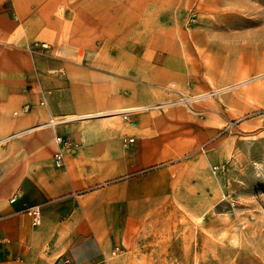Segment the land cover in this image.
Listing matches in <instances>:
<instances>
[{
	"label": "rangeland",
	"instance_id": "1",
	"mask_svg": "<svg viewBox=\"0 0 264 264\" xmlns=\"http://www.w3.org/2000/svg\"><path fill=\"white\" fill-rule=\"evenodd\" d=\"M137 1L0 0V14L17 25L19 36L30 29L43 33L30 47L36 68L29 75L36 87L29 81L21 91L36 88L59 107L78 77L73 64L94 71L124 66L129 72L137 55L141 65H157L166 51L156 49L161 38L156 28H207L209 33L198 37L219 38L220 48L185 47L186 58L172 61L178 63L176 77L152 83L141 104L128 109L155 117L162 124L157 137L165 135L172 144L169 157L148 167L165 179L161 201L181 205L173 219L184 250L172 264H264V0H139L150 17L134 28L138 22L131 10ZM91 12L100 18L91 19ZM100 21H106V35ZM2 59L0 50V92L10 89L12 77L11 63ZM120 75L130 82V73ZM121 92L126 96L130 89L125 85ZM4 101L10 99L0 98ZM69 116H51L38 127ZM19 133L10 131L0 140V153ZM62 135L69 138L67 132ZM7 165L0 163V171Z\"/></svg>",
	"mask_w": 264,
	"mask_h": 264
},
{
	"label": "crops",
	"instance_id": "2",
	"mask_svg": "<svg viewBox=\"0 0 264 264\" xmlns=\"http://www.w3.org/2000/svg\"><path fill=\"white\" fill-rule=\"evenodd\" d=\"M148 10L139 0L132 5L131 17L138 22L134 28H139L140 19L150 17ZM91 14V19L100 18ZM99 24L106 35V21ZM18 31L8 15L1 13L0 50L3 59V51L8 54L12 77L10 89L0 92V98L10 99L0 102V140L10 131L20 133L0 153V163L9 164L0 171V264H55L57 260L68 264H172V259H180L184 244L173 217L181 205L161 201L165 179L161 171L148 169L170 156L172 144L165 135L157 137L162 124L155 117L133 112L132 125L113 112L141 104L142 93L152 83L174 79L178 63L172 61L186 58L185 47L219 49V38L198 37L209 33L205 27L156 28L154 33L161 36L156 49L166 51L157 65L151 66L150 61L141 65L137 55L129 72L124 66L94 71L73 64L78 77L71 80L67 99L55 108L53 97L38 94L36 88L21 91L36 68L30 47L43 33L30 29L19 36ZM15 37L18 40L6 43ZM121 73H130V82H123ZM77 82L83 87H77ZM125 85L130 89L126 96L121 92ZM60 113L72 116L51 118L38 127ZM104 114L49 128L52 120ZM57 134L69 147L55 142ZM131 137L134 140L126 142ZM58 149L63 153L60 167L53 162ZM13 195L16 198L10 202ZM32 205L40 207L39 225L26 212ZM116 246L119 250L113 253Z\"/></svg>",
	"mask_w": 264,
	"mask_h": 264
},
{
	"label": "built area",
	"instance_id": "3",
	"mask_svg": "<svg viewBox=\"0 0 264 264\" xmlns=\"http://www.w3.org/2000/svg\"><path fill=\"white\" fill-rule=\"evenodd\" d=\"M133 113V109L130 108V109H125L123 110L122 112V116L125 120L129 121L132 125L135 124V121L130 117L131 114ZM66 120H64L63 122H65ZM57 123H61V122H55L53 123V125L51 126H55V124ZM134 140V138H128L126 139V142H132ZM55 142L58 143V144H62L63 146L65 147H69V142L67 140H63V138L59 135H56L55 136ZM53 162L55 164V166H60L62 165L63 163V153H62V150L61 149H58L54 152L53 154ZM15 195L11 196L9 198V201L10 202H13L15 200ZM26 212L31 216V219H32V223L34 225H39L40 222H41V211H40V207L38 205H32V206H29L27 209H26ZM119 250V247H115L114 250H113V253L117 252ZM65 264H68L67 262H64Z\"/></svg>",
	"mask_w": 264,
	"mask_h": 264
},
{
	"label": "bare ground",
	"instance_id": "4",
	"mask_svg": "<svg viewBox=\"0 0 264 264\" xmlns=\"http://www.w3.org/2000/svg\"><path fill=\"white\" fill-rule=\"evenodd\" d=\"M61 121H63V120H52V121H50V123L53 124L55 122H61Z\"/></svg>",
	"mask_w": 264,
	"mask_h": 264
}]
</instances>
